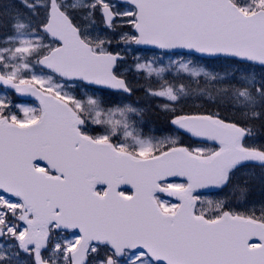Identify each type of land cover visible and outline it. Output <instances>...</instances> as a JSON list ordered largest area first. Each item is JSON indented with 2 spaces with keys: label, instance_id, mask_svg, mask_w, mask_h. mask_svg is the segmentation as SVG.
I'll use <instances>...</instances> for the list:
<instances>
[{
  "label": "snow or ice",
  "instance_id": "obj_1",
  "mask_svg": "<svg viewBox=\"0 0 264 264\" xmlns=\"http://www.w3.org/2000/svg\"><path fill=\"white\" fill-rule=\"evenodd\" d=\"M0 264H264V0H0Z\"/></svg>",
  "mask_w": 264,
  "mask_h": 264
}]
</instances>
